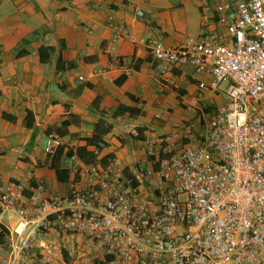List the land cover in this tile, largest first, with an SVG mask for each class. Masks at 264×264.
Listing matches in <instances>:
<instances>
[{
	"label": "built area",
	"instance_id": "built-area-1",
	"mask_svg": "<svg viewBox=\"0 0 264 264\" xmlns=\"http://www.w3.org/2000/svg\"><path fill=\"white\" fill-rule=\"evenodd\" d=\"M214 10L223 31L205 28L178 46L136 39L108 16L112 63L126 74L123 38L143 43L163 74L185 64L206 72L199 88L223 101L204 134L182 125L197 145L176 143L175 133L147 138L149 164L138 161L129 175L116 156L102 167L82 165L73 152L80 179L64 193L48 194L42 183L26 198L21 185L1 192L0 215L17 223L0 244V264H54L33 251L49 233L84 235L113 264H264V0H214ZM61 147L57 134L46 135L49 157Z\"/></svg>",
	"mask_w": 264,
	"mask_h": 264
},
{
	"label": "crops",
	"instance_id": "crops-1",
	"mask_svg": "<svg viewBox=\"0 0 264 264\" xmlns=\"http://www.w3.org/2000/svg\"><path fill=\"white\" fill-rule=\"evenodd\" d=\"M108 16L134 38H156L166 46H178L205 28L223 31L214 0H0V193L21 185L26 198L37 183L48 194L67 191L69 182L80 177L74 176L64 153L83 145L98 120L110 126L94 162L102 167L111 158L107 156H116L130 173L146 159L144 140L163 134H178V144H198L186 137L182 125L191 123L195 130L199 118L206 127L205 108L223 101L221 93L199 88L209 75L191 64L163 74L143 43L123 38L117 53L125 68L132 69L126 74L112 63ZM40 46L53 49L45 62L39 59ZM49 133L62 141L56 161L68 173L61 171L59 178L44 148ZM88 149L95 151L94 146ZM16 223L13 215H0L7 232ZM41 244L44 248L35 245L34 253L48 254L45 241ZM94 262L69 259V264Z\"/></svg>",
	"mask_w": 264,
	"mask_h": 264
},
{
	"label": "trees",
	"instance_id": "trees-1",
	"mask_svg": "<svg viewBox=\"0 0 264 264\" xmlns=\"http://www.w3.org/2000/svg\"><path fill=\"white\" fill-rule=\"evenodd\" d=\"M52 47H47V46H40L39 49H38V53H39V59L41 62H45L48 60L49 58V54L50 52L52 51ZM215 106H208L205 108V111L207 113H211V111L214 109ZM28 125H31V124H28ZM64 126L67 125V121H64L63 124ZM110 129V126L109 125H105L104 124V121L103 120H98L95 125H94V129H93V133L91 136H87V137H84L83 140H84V144L83 145H80L78 146L75 151H72L71 149H68L64 155L66 158H69L73 152L76 153V155L81 159L83 160L85 163H94L96 160H97V152H95L94 150H90L88 149L89 146H94V148L99 151L103 145H105V142L103 141V134L105 132H107L108 130ZM196 132V131H195ZM62 148H59L58 151L56 152V154L52 157V163H51V166L55 168L56 170V174H57V177L59 178L60 175H61V171H63L66 175L68 173V170L67 169H62L60 168L59 166V163H57V158L59 156H61L62 154ZM108 157H112L111 155L107 156ZM103 164H104V160L103 158H101ZM126 174L129 175V170L128 169H125L124 170ZM134 183H136L134 181ZM7 229L4 227V226H1L0 225V244L3 243L4 241V238H5V235L7 234ZM63 256H64V259L65 261L69 264V259L67 257V253L64 251L63 253ZM112 260V257L111 256H105L104 258V261L105 262H110ZM94 264H103V261H100V260H96L94 262Z\"/></svg>",
	"mask_w": 264,
	"mask_h": 264
},
{
	"label": "rangeland",
	"instance_id": "rangeland-1",
	"mask_svg": "<svg viewBox=\"0 0 264 264\" xmlns=\"http://www.w3.org/2000/svg\"><path fill=\"white\" fill-rule=\"evenodd\" d=\"M221 88L223 89L224 86L221 84ZM220 103V102H219ZM218 103V104H219ZM202 116L207 122L209 118V114L207 112H203ZM200 120L198 118V126L194 130L195 133L199 136L201 135L204 130V124H199ZM55 235V234H54ZM47 234L46 236L42 237L40 240L45 241V245L50 250L48 255L51 259H57L58 261H64L63 253L64 251L67 253L68 259H77V260H87V262H92L93 260H103L105 258L104 253L99 250L97 245L91 241L88 237L82 236L83 240H75V239H67L63 237L64 233H60L58 235ZM41 248H44L41 246ZM61 254V257L57 255Z\"/></svg>",
	"mask_w": 264,
	"mask_h": 264
}]
</instances>
